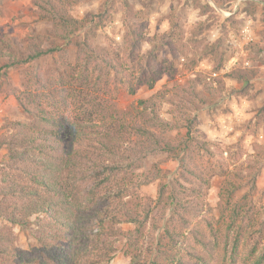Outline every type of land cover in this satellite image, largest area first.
<instances>
[{"label": "rangeland", "instance_id": "374dc122", "mask_svg": "<svg viewBox=\"0 0 264 264\" xmlns=\"http://www.w3.org/2000/svg\"><path fill=\"white\" fill-rule=\"evenodd\" d=\"M51 2L56 7L63 6L73 19L83 21L82 33L95 26L97 30L93 29L91 42L97 48L120 54L126 63L125 74L136 77L147 72V82H150L154 72H163L154 88H149V83L137 86L135 95L127 93L122 84L118 85L116 100L121 110L130 112L129 121L135 120L139 102L149 101L150 108L155 106L159 116L171 122L174 130L168 140L178 150L182 149L191 125L200 149L204 148L194 154V162L208 183L186 176L194 181L191 184L199 186L202 182L203 189L198 195L188 192L191 205L177 223L179 233L183 231V234L176 251L184 255V233L201 230L205 236L203 242L209 248L204 254L203 247L193 242L194 246L199 245L195 247L198 254L209 264H228L224 242L236 207L237 224L249 226L239 264H251L264 250V0ZM50 12L51 6L46 0H0V41L11 42L13 50L9 52H13L11 58L9 53L0 57V67L11 66L0 77V162L7 153L1 142L13 134V124L31 121L17 101L25 90L27 75L54 76L61 60L59 49L67 48L74 63L76 43L84 40L85 36L79 33L73 36V44L66 47L65 29L59 22L46 19ZM221 12L232 15L226 17ZM104 13L103 19L96 18ZM246 27L250 33L245 38ZM35 46L56 51L37 61L20 64ZM230 65L229 73L212 76ZM156 163L160 164L163 177L143 188V196L157 199L159 185L167 181L188 184L180 180L178 160L167 155L151 158L147 170L153 169ZM171 185L184 193L180 185ZM170 188L166 189L164 200L171 195ZM188 188L192 189L189 185ZM227 196L231 197L227 199ZM229 200L230 206L226 205ZM147 204L152 205L149 208L152 219L143 240L145 248L157 242L164 216L162 208L157 210L155 204ZM169 214L167 211L166 217ZM208 220L218 232V245L213 238H208ZM6 225L9 224L0 218V228ZM117 229L121 231L119 243L115 258L109 264H130L125 253V237L134 231L135 225L123 222ZM12 231L18 249L27 251L38 245L39 233L34 221L24 226L14 225ZM257 242H260L259 249L253 253Z\"/></svg>", "mask_w": 264, "mask_h": 264}, {"label": "trees", "instance_id": "16d2710c", "mask_svg": "<svg viewBox=\"0 0 264 264\" xmlns=\"http://www.w3.org/2000/svg\"><path fill=\"white\" fill-rule=\"evenodd\" d=\"M46 1L51 6L46 19L59 22L65 29V45L70 47L73 36L82 33L85 24L73 19L63 6ZM105 14L96 18L101 20ZM93 29L97 30L91 26L82 33L84 40L76 43L74 63L67 48L59 49L62 54L56 74L46 78L28 74L25 90L17 97L31 121L14 123L13 134L1 142L7 153L0 162V218L9 225L0 228V264H109L119 243L121 231L117 226L123 222L135 225L125 237L130 264H209L195 248L200 245L207 254L209 246L203 242L201 230L184 233V255L176 251L183 234L177 223L191 205L188 192L198 195L203 189L202 182L199 186L191 184L194 181L187 177L208 183L194 162V154L204 148L200 149L191 125L178 150L168 140L174 130L171 122L160 117L155 106L150 108L149 101L139 102L135 120H128L130 112L121 110L116 100L118 85L135 95L137 86L149 83L152 89L164 74L157 70L150 82L147 72L136 77L125 74L126 63L120 54L97 48L91 42ZM33 48L20 64L56 51ZM10 51L11 42L1 40L0 57ZM10 67L1 66L0 77ZM164 155L179 161L180 180L188 184L174 180L161 183L157 199L147 198L141 193L143 188L163 177L159 163L147 170L148 161ZM170 184L180 185L184 193ZM188 185L195 186L190 189ZM168 187L172 188L167 201ZM148 202L157 210L162 208L164 216L157 242L145 248L143 240L152 219ZM226 205L230 206V200ZM238 217L239 210L234 207L224 242L228 264H239L248 233L249 226L237 224ZM31 221L38 229V245L22 251L15 246L12 226ZM206 225L208 238L218 245L212 221ZM259 243L253 253L258 251ZM259 256L251 264H264V250Z\"/></svg>", "mask_w": 264, "mask_h": 264}, {"label": "built area", "instance_id": "2783aa9c", "mask_svg": "<svg viewBox=\"0 0 264 264\" xmlns=\"http://www.w3.org/2000/svg\"><path fill=\"white\" fill-rule=\"evenodd\" d=\"M221 13L224 14V16H226V17H230V16L232 15L231 13H226V12H221ZM246 29H247V30H246ZM249 33H250V28H249V27H246V28L243 30V34H244L245 38L249 35ZM246 65L249 66L250 63L247 62ZM231 70H232V65H230V66H225V67L221 70V72H219V71H218V72H214V73L212 74V76H213V77H219L220 74H226V73H229ZM218 73H219V74H218Z\"/></svg>", "mask_w": 264, "mask_h": 264}, {"label": "crops", "instance_id": "0c3cea01", "mask_svg": "<svg viewBox=\"0 0 264 264\" xmlns=\"http://www.w3.org/2000/svg\"><path fill=\"white\" fill-rule=\"evenodd\" d=\"M237 113H241V112L237 111Z\"/></svg>", "mask_w": 264, "mask_h": 264}, {"label": "clouds", "instance_id": "9594fccd", "mask_svg": "<svg viewBox=\"0 0 264 264\" xmlns=\"http://www.w3.org/2000/svg\"><path fill=\"white\" fill-rule=\"evenodd\" d=\"M247 30V29H246ZM117 39H119V37H117Z\"/></svg>", "mask_w": 264, "mask_h": 264}]
</instances>
